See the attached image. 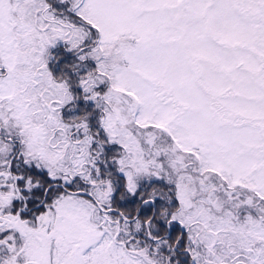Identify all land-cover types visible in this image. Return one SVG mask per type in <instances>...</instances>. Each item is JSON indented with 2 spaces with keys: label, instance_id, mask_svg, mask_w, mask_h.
<instances>
[{
  "label": "snow or ice",
  "instance_id": "1",
  "mask_svg": "<svg viewBox=\"0 0 264 264\" xmlns=\"http://www.w3.org/2000/svg\"><path fill=\"white\" fill-rule=\"evenodd\" d=\"M0 264H264V0H0Z\"/></svg>",
  "mask_w": 264,
  "mask_h": 264
}]
</instances>
